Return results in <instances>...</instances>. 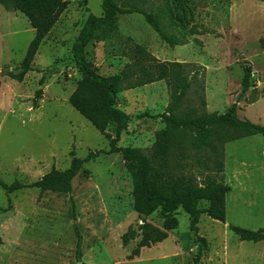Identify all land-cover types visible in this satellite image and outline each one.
I'll return each instance as SVG.
<instances>
[{"label": "rangeland", "instance_id": "obj_1", "mask_svg": "<svg viewBox=\"0 0 264 264\" xmlns=\"http://www.w3.org/2000/svg\"><path fill=\"white\" fill-rule=\"evenodd\" d=\"M67 1L38 46L34 69L21 81L11 78L6 68L19 64L35 31L22 12L0 4V177L8 183H30L51 168L65 169L73 156L100 152L84 164L88 175L73 178L70 193L24 187L7 194L0 187V207L8 205V198L11 203L0 211V264H194L198 245L182 209L176 213L177 227L164 240L127 257L139 237L123 245L121 236L141 223L132 206L130 174L119 153L107 152L109 140L68 101L81 76L72 43L88 14H101V0ZM116 1L151 9L180 44L162 40L139 13L119 14L116 27L85 48L100 74L119 72L141 45L152 62L184 64L190 86L177 112L220 113L235 101L246 62L252 67L251 86L238 102L237 114L264 124V0ZM39 87L43 93L35 100ZM170 92L165 79L122 89L117 105L130 120L117 145L148 154L165 129L157 115L167 109ZM106 130L114 135V124ZM190 137L183 131L170 133L169 160L175 171L197 183L211 175L230 186L225 222L206 214L199 218L198 233L207 241L199 264H264V239L240 240L228 227H264V136L225 141L221 171L211 150L191 148ZM145 220L162 224L158 211ZM74 223L81 234L79 257Z\"/></svg>", "mask_w": 264, "mask_h": 264}, {"label": "trees", "instance_id": "obj_2", "mask_svg": "<svg viewBox=\"0 0 264 264\" xmlns=\"http://www.w3.org/2000/svg\"><path fill=\"white\" fill-rule=\"evenodd\" d=\"M0 4L7 9L22 12L35 31L19 64L6 68V73L11 78L21 81L26 73L34 69L33 59L38 46L67 7L68 1L0 0ZM101 8L100 15L88 14L72 43L73 59L81 76L69 95L68 101L109 140L107 152L119 153L130 174L132 206L141 216V223L137 225V228L129 227L122 234V244L127 245L131 240L139 237L127 257L132 259L138 256L142 247L161 242L167 237L169 230L177 227L176 213L178 209H182L190 218L189 229L194 234L198 245L193 261L194 264H199V259L207 245L206 238L198 233L199 218L202 214H206L214 220L225 222V198L230 186L211 175L204 179V183H197L191 175L176 172L169 160L170 133L171 131L190 133L191 148L195 150L209 148L212 152L213 164L218 171H221L223 159L220 147L225 141L254 134L264 136V124L240 118L237 114L238 102L251 86L252 67L246 62L242 63L243 75L240 81V91L235 101L224 112L179 113L177 111L190 86L183 63L152 62L153 56L143 46L137 45L133 61L126 63L117 73L103 75L87 59L85 48L93 39L101 38L113 30L119 14L130 13L143 15L160 38L170 46L180 44V41L165 30L158 14L151 9L141 8L134 3L122 5L116 0H101ZM136 71L141 73L137 74ZM160 79H165L170 86L171 101L167 109L157 115L165 124V129L157 137L158 141L148 154L137 147L117 145L122 130L130 120V115L117 105L118 93L122 89L134 88ZM38 81L41 86L45 81L44 76ZM42 93L43 89L37 88L34 91V99L41 98ZM111 123L115 126L114 135L106 130ZM99 152V150L89 151L85 157L73 156L69 166L65 169L51 168L30 183L19 180L8 183L0 177V187L7 194L24 187H36L40 191L70 193L73 178L76 175H88L89 169L84 167V164ZM203 201H206L205 205H202ZM7 203L6 207H0V211L9 208L10 198ZM70 204L71 216L75 220V202L72 198ZM156 211L162 217L160 227L145 220V217ZM228 227L240 240L264 239V227L256 230L233 224H228ZM74 228L79 257L81 234L76 223H74Z\"/></svg>", "mask_w": 264, "mask_h": 264}]
</instances>
